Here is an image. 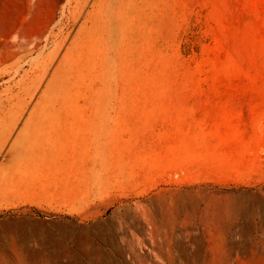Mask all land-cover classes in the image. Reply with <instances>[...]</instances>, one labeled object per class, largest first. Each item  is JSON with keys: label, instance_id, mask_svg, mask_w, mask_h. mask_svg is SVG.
I'll use <instances>...</instances> for the list:
<instances>
[{"label": "rangeland", "instance_id": "374dc122", "mask_svg": "<svg viewBox=\"0 0 264 264\" xmlns=\"http://www.w3.org/2000/svg\"><path fill=\"white\" fill-rule=\"evenodd\" d=\"M263 256L264 0H0V264Z\"/></svg>", "mask_w": 264, "mask_h": 264}, {"label": "bare ground", "instance_id": "6f19581e", "mask_svg": "<svg viewBox=\"0 0 264 264\" xmlns=\"http://www.w3.org/2000/svg\"><path fill=\"white\" fill-rule=\"evenodd\" d=\"M104 1V0H103ZM108 1V0H107ZM124 1V0H123ZM132 1V0H131ZM94 3H95V0H94ZM120 3V2H119ZM66 4V3H65ZM107 4V3H106ZM85 5V4H84ZM101 5V4H100ZM105 5V4H104ZM115 5V4H114ZM65 6V5H64ZM67 6V5H66ZM124 7V6H123ZM128 7V6H127ZM115 8V7H114ZM116 8H117V6H116ZM86 9V8H85ZM101 9V8H100ZM122 9V8H121ZM63 11H64V9H63ZM63 11H62V14H63ZM97 11H99V10H97ZM101 11V10H100ZM99 11V12H100ZM122 11V10H121ZM104 12V11H103ZM117 12V11H116ZM120 13H122V12H120ZM68 14V13H67ZM95 14V13H94ZM99 14V13H98ZM124 14V13H123ZM100 15V14H99ZM103 15V14H102ZM63 16V15H62ZM61 16V17H62ZM95 16V15H94ZM98 16V15H97ZM115 16V15H114ZM127 16V15H126ZM93 17V16H92ZM106 17V16H105ZM110 18V17H109ZM122 18V17H121ZM91 19V18H90ZM96 19V18H95ZM98 19H99V16H98ZM76 20H78V19H76ZM97 20V19H96ZM95 21V20H94ZM99 21H100V19H99ZM119 21H120V19H119ZM102 22V21H101ZM110 22V21H109ZM123 22V21H122ZM58 23V22H57ZM114 23V22H113ZM83 24V23H82ZM97 24V23H96ZM99 24V23H98ZM109 24H111V23H109ZM120 24H122V23H120ZM78 26H79V24H78ZM102 26H103V22H102ZM85 27V26H84ZM101 27V26H100ZM104 28V27H103ZM108 28V27H107ZM123 28V27H122ZM124 29V28H123ZM89 31H90V28L88 29ZM98 30V29H97ZM107 30V29H106ZM71 31V30H70ZM76 31V30H75ZM75 31H73V32H75ZM87 31V30H86ZM91 31H92V29H91ZM103 31V30H102ZM120 31H122V30H120ZM124 31V30H123ZM109 32V31H108ZM70 33V32H69ZM78 33V32H77ZM96 33V32H95ZM80 34H81V32H80ZM91 34V33H90ZM67 35H69V34H67ZM119 35V34H118ZM86 36V35H85ZM108 36V35H107ZM71 37V36H70ZM120 37V36H119ZM92 38V37H91ZM91 40V39H90ZM119 40V39H118ZM63 41V40H62ZM95 41V40H94ZM102 41V40H101ZM91 42V41H90ZM124 42V41H123ZM57 43V42H56ZM64 43V42H63ZM67 43H68V41H67ZM76 43V42H75ZM104 43H105V41H104ZM125 43V42H124ZM80 44H82V43H80ZM127 44V43H126ZM74 45V44H73ZM91 45H92V43H91ZM90 45V46H91ZM100 45V44H99ZM102 45V44H101ZM71 46V45H70ZM77 46V45H76ZM108 46V45H107ZM116 46V45H115ZM45 47V46H44ZM53 47H55V46H53ZM66 47V46H65ZM92 47V46H91ZM101 47V46H100ZM105 47V46H104ZM57 48V47H56ZM62 48V47H61ZM106 48V47H105ZM64 49V48H63ZM87 49H90L89 47L87 48ZM99 49V48H98ZM108 49H109V47H108ZM123 49V48H122ZM67 50H68V48H67ZM84 50V49H83ZM102 50V49H101ZM104 50H106V49H104ZM103 50V51H104ZM120 50V49H119ZM55 51V50H54ZM70 51H72V49L70 50ZM87 51V50H86ZM126 51V50H125ZM56 52V51H55ZM62 52V51H61ZM89 52V51H88ZM99 52V51H98ZM120 52V51H119ZM68 53H70L69 51H68ZM105 54H106V52H104ZM62 54V53H61ZM108 54V53H107ZM125 54V53H124ZM100 55V54H99ZM120 55V54H119ZM63 56V55H62ZM68 56H70L71 57V55H67V57ZM88 56V55H87ZM86 57V56H85ZM100 57H103V55H100ZM107 57V56H106ZM56 58V57H55ZM54 58V59H55ZM62 58V57H61ZM64 58H66V57H64ZM87 58V57H86ZM89 58V57H88ZM51 59H53V58H51ZM67 59V58H66ZM91 59V58H90ZM89 59V60H90ZM74 60V59H73ZM106 60H107V58H106ZM57 61V60H56ZM55 61V62H56ZM65 60L63 59V62H64ZM67 61V60H66ZM87 61V60H86ZM119 61V60H118ZM102 62H105V61H102ZM112 62V61H111ZM56 63H58V62H56ZM60 63V62H59ZM65 63H67V62H65ZM76 63V62H75ZM74 63V64H75ZM51 64V63H50ZM55 64V63H54ZM68 64V63H67ZM109 64V63H108ZM111 64V63H110ZM63 65V64H62ZM55 66V65H54ZM123 66V65H122ZM121 66V67H122ZM66 67V66H65ZM110 67V66H109ZM119 67V66H118ZM53 68V67H52ZM67 68V67H66ZM74 68V67H73ZM73 68H71L72 70H73ZM106 68V67H105ZM112 68H113V66H112ZM54 69V68H53ZM53 69H51V71L53 70ZM60 69V68H59ZM83 69V68H82ZM107 69V68H106ZM63 70V69H62ZM56 72V71H55ZM60 72V71H59ZM63 72V71H62ZM74 73V72H73ZM52 74V73H51ZM78 74V73H77ZM104 75V74H103ZM51 76V75H50ZM49 76V77H50ZM48 77V78H49ZM53 77V76H52ZM55 77V76H54ZM68 77H69V75H68ZM73 78V77H72ZM111 78V77H110ZM57 79V78H56ZM61 79V78H60ZM67 79V78H66ZM69 79V78H68ZM54 81V80H53ZM103 81V80H102ZM55 82V81H54ZM65 82H63V84H64ZM39 84V83H38ZM60 84V83H59ZM37 85V84H36ZM49 85V84H48ZM53 85V84H52ZM51 85V86H52ZM73 85V84H72ZM50 86V87H51ZM65 86V85H64ZM68 86V85H67ZM46 87V86H45ZM60 87V86H59ZM43 88V87H42ZM49 88V87H48ZM61 88V87H60ZM45 89V88H44ZM50 89V88H49ZM41 90V89H40ZM47 90V89H46ZM51 90V89H50ZM67 91V90H66ZM37 92V91H36ZM52 92V91H51ZM56 92V91H55ZM53 94H55V93H53ZM41 95V94H40ZM48 95V94H47ZM60 95H62L61 93L58 95V96H60ZM49 96V95H48ZM64 96V95H63ZM67 97V96H66ZM37 98V97H36ZM39 98V97H38ZM61 98H62V96H61ZM64 98V97H63ZM62 98V99H63ZM48 99V98H47ZM46 99V100H47ZM54 100H55V98H54ZM54 100H53V102H54ZM43 101H44V99H43ZM61 101V100H60ZM34 102V101H33ZM39 102V101H38ZM47 102H49V100L47 101ZM28 103H29V101H28ZM37 104V103H36ZM39 104V103H38ZM49 104V103H48ZM54 104V103H53ZM51 105V104H50ZM45 106H46V102H45ZM52 107V106H51ZM47 109H49L48 108V106H47ZM44 112V111H43ZM49 112H51V111H49ZM42 114H44V113H42ZM46 114V113H45ZM48 114V113H47ZM46 114V115H47ZM54 114V113H53ZM35 115V114H34ZM49 115V114H48ZM51 116V115H50ZM33 117V116H32ZM47 118H48V116H46ZM53 117V116H52ZM44 118V117H43ZM220 208V207H219ZM218 209V208H217ZM226 213V212H225ZM263 263L264 264V256L260 259V260H258V263Z\"/></svg>", "mask_w": 264, "mask_h": 264}]
</instances>
